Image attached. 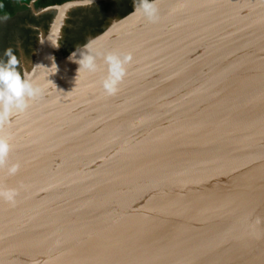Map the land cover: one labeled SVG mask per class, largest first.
Instances as JSON below:
<instances>
[{
	"label": "bare ground",
	"instance_id": "bare-ground-1",
	"mask_svg": "<svg viewBox=\"0 0 264 264\" xmlns=\"http://www.w3.org/2000/svg\"><path fill=\"white\" fill-rule=\"evenodd\" d=\"M171 2L176 5L172 11L158 8L147 13L143 10L135 23L125 25L113 38L100 42L89 54H85L84 57H90L89 62H83L82 57L74 63L75 70L78 67L81 73L88 75L93 65L101 64L106 71V58L115 56L120 61L121 69L130 71L129 76L124 77L125 81L137 80L133 79L135 69L134 73L142 79L141 89L157 97L148 106L154 105V115H159V119L148 125L127 124L125 127L122 126L127 122L124 115H112L109 120L110 115L105 108L88 103L99 93L108 95L98 88V95L91 90L73 97L82 100L75 102L72 110L68 109L74 116H67L63 103L59 108L50 107L51 110H59L58 116L64 119L68 130L64 128L66 130L60 133H50V140L57 137L52 144L35 147L34 143L36 154H32L31 143L27 144L23 139V132L13 131L9 134L7 130L4 131L6 137L16 138L17 155L28 162L25 168L19 162L17 166L20 169L12 171V167L0 160L1 168L6 172L0 175V181L21 184V188L14 184L4 186L9 191L6 194L11 197L8 200L14 202L0 201V227L3 220L9 217L16 222L17 234L10 228L0 231V254L3 251L15 253L16 258L12 260L20 264H27L25 256H28L34 264L40 260V249L45 248L56 251L57 264H94L89 253L91 245L95 243L100 247V256L105 254L106 248L115 241L110 238L113 234H126L135 228L127 225L128 216L140 204L146 212L150 210L160 216L173 215L167 218L168 224L162 228L147 227L154 241L144 247L151 255L142 259L144 264H198V259L205 257L200 255L198 242L201 239L214 242L219 252L224 251L227 257L209 261L210 264H264V113L256 110L248 113L246 107L254 102L255 97L245 94V83H248L249 76L259 73L264 67V10L255 11V22L244 20L243 26L247 29L251 27L247 37L249 48L243 53L226 56L232 67L229 72L231 77L220 86L218 72L223 67L220 52L228 48V26L222 30V26L216 22L228 17L229 12L225 10L219 18L214 6L207 11L199 8L211 4L209 0H202L203 5L199 0ZM64 11L65 7L59 12ZM62 19L60 14L54 32L59 33ZM175 23L180 25L171 31L165 27ZM143 29L150 31L143 32ZM250 40L262 46L249 45ZM209 45H214L216 52L210 51ZM98 48L104 51L101 54L93 53ZM51 53L49 48L40 45L35 63L50 57ZM125 53L133 60L132 70L123 65L126 63L121 54ZM95 56L98 58L91 60ZM190 64H193L191 73L183 71ZM236 69L241 73L238 70L234 74ZM259 79L264 81V76ZM220 87L229 91L227 98H224V92L219 91ZM132 104L133 100L129 108ZM166 105L176 108L172 114L175 121L179 120V112L189 110L194 122L203 125L210 142L216 145L228 142L232 145L227 153L223 146H219L217 151L227 155V158L220 156L217 165L221 166L227 161L230 167L221 166L211 173L218 176L216 181L220 195L231 192L230 185L234 181L238 191L242 192L241 198H233L232 203L224 205L220 201L214 205L200 201L194 205L195 208L180 202L162 203L163 194L152 200L151 196L144 199L141 190L135 191L132 198H126L125 195L132 196L134 193L130 186L133 176L129 173L133 167L140 166V174L146 175L152 170L155 160L165 153L159 141L167 143L170 137H162L163 124L158 120L163 121ZM147 109L151 110L149 107ZM96 113L97 120L104 124L101 128L97 125L99 122L91 124L96 121L91 118ZM241 121L256 124L252 130L243 129ZM74 126L83 129H73ZM3 129L0 126V131ZM179 129L176 124L174 131L178 136L181 134ZM146 131H151L154 137H147ZM24 133L27 138L36 137L34 131ZM30 159H38L36 167L30 168ZM110 182L111 186L107 187ZM210 185V177H205V181L199 184L201 200L208 194L204 188ZM181 215H186L187 227L172 235L174 238L170 240L160 234L169 231L170 226L176 223L181 224ZM1 216L5 218L2 220ZM141 218H144L141 223L145 226L153 220L144 214ZM190 225L199 229H193Z\"/></svg>",
	"mask_w": 264,
	"mask_h": 264
},
{
	"label": "water",
	"instance_id": "water-1",
	"mask_svg": "<svg viewBox=\"0 0 264 264\" xmlns=\"http://www.w3.org/2000/svg\"><path fill=\"white\" fill-rule=\"evenodd\" d=\"M142 1L145 0H141L139 2L133 3L132 5H129L130 7L125 8V12L121 14L129 15V13H134L136 11V5ZM209 1L212 3L206 4L203 7L199 8H204L207 11L208 8L215 7L216 11L218 12L217 16L219 18H221V13L225 10L229 12L228 17L226 16V18L224 19L222 17L218 22H216L222 26V30L225 26H228V48L221 49L220 52L221 58L223 59V67H221V71L218 73L221 77L220 86H222L223 82L228 77H231L229 72L232 67L227 61L228 58H226V56L229 57L248 50L249 46L247 45V37L251 27L247 29L246 26H243V22L245 19L255 22V18H253V15L256 14L255 11H259L261 10V8H263L264 10V0ZM80 2L82 1L76 0V2H68L61 5L59 9L61 10L64 7H68L70 4ZM199 3L200 5H203L204 2H202V0H199ZM175 7L176 5L174 4V2L170 3L169 1H167L164 4L160 5L159 9H164L168 12L172 11L171 9H174ZM168 14L171 15V13ZM110 19L111 18H109L101 25H98V27L95 28L96 30H93L94 33H91L92 30L87 32L86 36L84 38H81L80 41L85 39V43L90 39L97 37L98 40L93 44L94 47H92L95 48V45L98 44V41L101 40L102 37L103 41L111 39V33L113 30L111 32L109 31L115 23L121 20L128 21L130 18L123 15V18H121L119 21L104 25ZM124 23L121 24L119 28L124 26ZM178 25L180 24L175 23L168 27H165L169 31H171L175 28V26ZM185 29L187 30V27ZM211 29L208 31V34L210 33ZM244 29L246 30V32H244ZM149 31V29H143V32L149 33ZM47 38H45V40ZM251 40L249 45L262 46L261 44H253ZM42 42H44V40ZM234 44L236 45V51H234ZM71 46L66 48L63 52L55 54L53 58L47 57L43 60L40 59L33 64L21 65L22 67H20L18 71L21 72V74L25 73V75L23 74V77H25L34 88H38V92L35 96H28L27 94H25L19 99V101L14 98L13 101L9 103V93L7 90V85L4 82L0 85V126L4 127V129L0 131V138L7 140L9 145L7 154L3 158H0V160L12 168L19 170L20 167L17 166L19 162L23 163V166L25 168L28 161H25L18 157V146L15 143L16 138L8 136L6 137V133L4 134L5 130H7L9 134H12L13 131H15V133L23 132V139L27 144L31 143L30 149L33 152L32 154H36L35 151H37V149H35V151L33 150L34 143L36 144L35 147L37 145L40 146L41 144L42 146L44 144L46 146L48 143L52 144L55 140H57V137L50 140L48 135L53 132L65 131L66 129L64 130V128H67L66 125H64V119L58 116L59 110H51L50 107L54 106L55 108H59L63 103L65 109H67L64 110L68 113L67 116H74V113L71 110L73 107H75V102L82 101L74 99V96H77L80 93L85 94L86 91H88L89 93L91 90L92 93L95 92L93 94L98 95V88H101L102 92L105 91L103 82L107 80L108 77H113V64L108 60V58H106L108 62V69H106V71L105 67L101 66V64L99 66L93 65L94 68H91L89 72H87L88 75L81 73L78 67L77 70H75L74 63H76L78 59L84 57L85 53L86 55L89 54L93 49L89 47L87 52L84 53L83 51V53H81L79 57H74L79 54L80 50L76 48H81V50H83L85 47L83 43H79L77 46ZM56 48L58 47H55V49ZM209 50L212 52H216L214 49V45H209ZM139 51L143 52L142 48H139ZM127 54L128 53L121 54L126 63L123 65L132 70L131 63H133V60L128 57ZM62 56H64V59H62ZM192 66L193 64L184 67L183 71L187 70L189 73H191V71L193 70ZM100 68L102 70H100ZM134 70L135 69H133V79L137 78L136 81H125L124 77H128L130 71L126 69L122 70V74L120 75L119 79L117 80L118 82L115 85V92L117 93V95H115L114 93L110 96H106L103 93H99L97 98L93 99L92 101H88V103L91 105L98 106L101 109L105 108L110 115L109 120L111 119L112 115H124V120L127 121L122 125L124 127L127 124L148 125L160 118L159 115H154V105L148 106V104L154 103L155 100H157V97L154 93L144 92L141 89L142 79H140L134 73ZM238 70L239 69H236L234 74H237ZM239 73H241V70H239ZM263 74L264 67L259 70V73H254L252 74L253 76L250 75L248 83H245V94H252L255 97L254 102L248 104L246 107L248 113L251 110H256L260 114L264 113V81H262V79H259L260 77L264 76ZM254 77H257V79ZM175 82L179 83V81H177L176 79ZM171 83L174 82L171 81ZM219 91L224 92V98H227V94L229 92L228 90L224 91L220 87ZM132 100L133 104L131 108H129L130 101ZM18 103H23L24 107H19ZM148 107L151 108L153 112L150 109L148 110ZM166 109L167 115L165 114V116L163 117V121L158 120L161 125L163 124V128L161 131L162 137H170V140H168L169 142L167 143L166 141H159L160 146L163 147L165 153L161 154L158 157L159 159L155 160L152 170L149 173H146V175L140 174V166L136 165L133 167L134 169H132V171L129 173H131V175L133 176L130 186L132 187V192L134 193H132V196H129L130 194H124L126 198H132L137 190H141L142 197L144 199H146V196H151L153 197L151 198L152 200L160 194H163L164 199L162 200V203L171 204L180 202L189 206H196V204L200 201L204 202L203 204L209 203L210 205H214L215 203H219L220 201L224 205L225 203H232L233 198H241L240 196L242 195V192L240 193L238 191V187L236 186L234 181H232L230 185L231 192H229L225 196L220 195L219 190H217L218 183L216 181V177L218 176L211 173L212 170L214 171L221 166L230 167V162L227 161H225L221 166L217 165L218 158L220 156L227 158V155L225 153H219L217 151L219 146H223L224 151L227 153L229 149H232V145H230L228 142H223L221 145H216L210 142V140L205 136L203 125L201 123L194 122L195 119L193 115L190 114L189 110L182 113L179 112V120L175 121L172 118V114L175 113L176 108L170 105H166ZM248 113L246 116H248ZM91 118L92 121L96 120L94 122H91V124H97L99 122L97 120V113L96 115L93 114ZM241 123V127L243 129L249 128L251 130L255 127L253 125L256 124L250 123L249 121H241ZM176 124L180 127L179 130L181 134L179 136L176 135L174 131ZM97 125H99V128H101L104 124L99 122ZM79 128L83 129L80 126ZM79 128L76 126L73 127V129ZM29 130L35 132V139H33L32 137H25L26 134L24 132ZM145 135L149 138L154 137L151 131H146ZM173 139L175 141H173ZM22 143L25 144L23 141ZM42 154L43 151L41 149V155ZM174 158L175 161L173 160ZM37 160L38 159H36L35 161H29L30 168L36 167ZM4 173L6 172L1 168L0 164V175ZM205 177H210L211 185L207 188H204L206 191H208V194L204 196L203 200H201L203 197L199 198L200 191L198 186L205 181ZM9 184H14L21 188V184L19 182H9V180H1V203L13 201L8 200L11 197L6 194V192L9 191H7L5 187ZM109 186H111V182L107 187ZM134 209L135 212L133 211L132 215L128 216L129 220L127 221V225L135 226V228L129 230L126 234L121 232L113 234L110 238L115 241H113L109 245V247L106 248V255L102 254L100 256V254H98V252L100 251V247L95 243L91 245L89 253L93 257L94 264H144V261L142 259L151 257V255H148L147 251H145L144 249L147 244L154 241V237L150 236L147 227L153 226L154 228H162V226L168 224L167 218H171L173 215L160 216L158 213L152 212L150 210H147L146 212L145 208L140 204L138 206H135ZM128 211L130 210L128 209ZM142 214H144L147 218L153 219L151 224L145 226L141 223V219H144L141 218ZM185 216L186 215H181V224L176 223V225L170 226L169 231H164L160 234L165 236L168 240L174 238L172 235L179 232V230H181L182 228L188 226V222H186L188 220L185 218ZM1 217L2 220L5 218V216ZM3 221L4 222L1 224L2 227H0V231L3 232L10 228V230L14 234H17L16 222L9 219V217H6V219H4ZM190 227L197 230L199 229V227L197 226L190 225ZM198 243L200 244V255L205 256L198 259V264H210L211 262L209 261H213L214 259L216 261L220 259L224 260V258H227L226 256H224V251L219 252L217 246L214 245V242L208 239H201ZM117 248H120V250H117ZM40 250L42 252H40V260H37L34 264H57L56 260L58 258L55 254L56 251L51 252L50 250L48 251L45 248H41ZM3 252H1L0 254V264H12L13 262L16 264H20L19 262H15L12 260L16 258L15 253H7L5 251L3 254ZM25 259H27L28 261L27 264H32L28 256H25Z\"/></svg>",
	"mask_w": 264,
	"mask_h": 264
},
{
	"label": "rangeland",
	"instance_id": "rangeland-1",
	"mask_svg": "<svg viewBox=\"0 0 264 264\" xmlns=\"http://www.w3.org/2000/svg\"><path fill=\"white\" fill-rule=\"evenodd\" d=\"M139 1L141 0H82L80 3L70 4L61 13L59 12L61 5L65 2H76V0H0V65L7 63L9 57L6 52L8 50H11L12 55L18 61L17 71L22 67V64H33L37 59L40 45L49 48V52H52L50 58H53L59 51L63 52L71 45L77 46L79 43H83L85 47L83 50L76 48L80 50L79 54L74 57H79L83 51L87 52L89 47L92 49L93 44L98 40L96 37L84 43L85 39L82 40L83 42L80 39L84 38L86 33L91 30V33H94L95 28L109 18L111 19L104 25L119 21L123 15L130 18L128 21L121 20L110 28L109 32L113 30L111 33V38H113L117 32L124 29L125 25H132L138 18L140 19L143 10L150 13L165 2L173 0H145L136 5L134 13L121 14L125 12V8L130 7L129 5ZM60 14L63 19L59 33H57V31L54 32V27ZM123 23L124 26L119 28ZM102 38L98 44L104 42ZM43 40L44 42H42ZM55 47L58 48L55 49ZM103 51L98 48L93 53H102ZM97 58L95 56L91 60L94 61ZM83 59H86L83 62H89L90 57Z\"/></svg>",
	"mask_w": 264,
	"mask_h": 264
},
{
	"label": "clouds",
	"instance_id": "clouds-1",
	"mask_svg": "<svg viewBox=\"0 0 264 264\" xmlns=\"http://www.w3.org/2000/svg\"><path fill=\"white\" fill-rule=\"evenodd\" d=\"M9 59L7 63L0 65V81L7 85L8 90V102L11 103L13 99L19 101L21 97L25 94L28 96H35L38 92V88H34L31 83L21 75L19 71L16 70L18 61L14 55H12L11 50L6 52ZM108 60L113 64V77L105 80L103 82V87L106 94L111 95L116 91L115 83L122 74V69L120 67V61L115 56H109ZM18 106L23 108V103H18ZM8 142L7 140L0 138V158H3L8 152ZM15 171V168L12 169Z\"/></svg>",
	"mask_w": 264,
	"mask_h": 264
},
{
	"label": "crops",
	"instance_id": "crops-1",
	"mask_svg": "<svg viewBox=\"0 0 264 264\" xmlns=\"http://www.w3.org/2000/svg\"><path fill=\"white\" fill-rule=\"evenodd\" d=\"M73 1H75V0H73ZM82 1V0H81ZM66 3V2H65ZM84 4H85V2H84Z\"/></svg>",
	"mask_w": 264,
	"mask_h": 264
},
{
	"label": "trees",
	"instance_id": "trees-1",
	"mask_svg": "<svg viewBox=\"0 0 264 264\" xmlns=\"http://www.w3.org/2000/svg\"><path fill=\"white\" fill-rule=\"evenodd\" d=\"M100 23H101V22H100ZM100 23H99V24H100ZM0 83H2V81H0Z\"/></svg>",
	"mask_w": 264,
	"mask_h": 264
}]
</instances>
